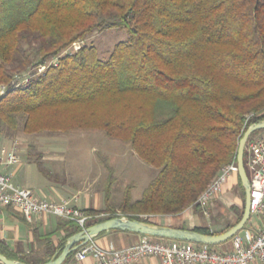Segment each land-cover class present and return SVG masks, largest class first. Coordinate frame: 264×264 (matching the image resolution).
<instances>
[{
	"label": "trees",
	"instance_id": "1",
	"mask_svg": "<svg viewBox=\"0 0 264 264\" xmlns=\"http://www.w3.org/2000/svg\"><path fill=\"white\" fill-rule=\"evenodd\" d=\"M112 27L129 35L104 60L91 43L66 51ZM2 84L0 129L21 121L25 133L99 131L156 168L139 199L125 188L115 206L108 202L115 167L98 154L104 207L84 211L151 222L199 208L196 198L221 166L236 161L243 131L264 119V0H0ZM58 228L66 233L57 254L81 226L61 219Z\"/></svg>",
	"mask_w": 264,
	"mask_h": 264
},
{
	"label": "rangeland",
	"instance_id": "2",
	"mask_svg": "<svg viewBox=\"0 0 264 264\" xmlns=\"http://www.w3.org/2000/svg\"><path fill=\"white\" fill-rule=\"evenodd\" d=\"M127 31L128 30L125 27H112L105 28L103 30H96V32L94 31L92 33H89L83 41L75 42L70 45V47H67L66 51H74L82 43H91L94 45V47H96L99 59L104 60L109 56L114 44L127 39L129 35V32ZM50 61L53 62L54 59ZM50 61L47 60L44 67L48 63H50ZM38 68L39 66L36 65L29 66L25 70V73L19 75L20 78L18 77V80L20 81L21 78H24L20 82H26V78L28 76L26 74H31L34 71H37L38 73L41 72ZM20 127L21 121L20 126H18L15 130L8 131V129H5L3 127H1L0 129L1 143L5 142L6 140L9 141L17 139L25 146L26 152L22 156V161L24 162L22 164H18L17 169L15 170V172H12L13 176H11L10 178L13 183L26 181L25 179L34 180L35 182V179H39L44 176V178L50 179L51 181L58 180V182H60L64 180L68 183H76L84 179L85 182H93L96 187L102 189V183L104 179L103 175H105L106 171L104 167L100 164L99 159L101 155L108 156L111 163H113L116 172V178L114 179L113 183L109 188V202L112 205L116 206L119 203V200L122 199L125 188L130 189L131 200H137L142 195L144 186H146L148 182L153 178V176H155L156 168L142 161V159L139 158V156L131 149L130 146L118 140L109 139L105 137L101 132L99 133V131H42L25 133L21 130ZM262 133H264V130L258 129L254 131L253 134L248 137V139L253 136L261 135ZM98 154H100V157ZM26 155L29 158L28 160L26 158ZM246 156L247 154L245 153L243 157L245 160V171L247 173V176L250 178L251 171L249 170L250 168L247 164ZM28 164L33 169H31V173L28 170ZM12 167L10 166L9 171L12 169ZM234 181L237 191V197L239 199L238 205H233L231 201H228L225 205L224 210L230 211L235 208V219L229 221L228 216H225L222 222V227L218 228L217 230H212L215 233H219L226 230L227 226L235 222L241 215L244 204V195L242 193V187L239 184L240 182L237 172L234 177ZM219 192L220 191H218L214 196L210 197L209 200L211 201V199L217 196ZM46 198L51 199L50 197H47V195ZM209 200H207L205 204H200L197 200L196 202L198 203L199 208L202 210L204 208H207ZM190 206L191 205H189L188 207ZM103 207L104 205L102 204L99 209H103ZM116 212L117 214H124L119 211ZM111 214L113 213L106 211L90 213L91 218L86 224L93 221L103 220L111 216ZM139 216L146 217L145 215ZM152 216L148 217L149 220L152 219ZM98 237L99 236L95 237L96 242L99 241ZM99 244L102 245L100 242ZM214 249L216 250L217 248Z\"/></svg>",
	"mask_w": 264,
	"mask_h": 264
},
{
	"label": "built area",
	"instance_id": "3",
	"mask_svg": "<svg viewBox=\"0 0 264 264\" xmlns=\"http://www.w3.org/2000/svg\"><path fill=\"white\" fill-rule=\"evenodd\" d=\"M39 71L44 65L39 66ZM0 85V94L5 91ZM247 164L251 171L249 210L250 216L261 217L262 225L256 230L246 231L240 236L236 233L231 237V248L215 250L207 244L182 241L177 239L150 238L144 236L138 242L116 248L103 247L93 240L79 245L74 251L76 260L93 258L92 264H131L147 256L157 257L155 264H251L253 261L264 264V133L253 136L244 143ZM12 148L0 154V166L18 160V154ZM237 163L232 160L224 164L216 177L197 198L205 204L210 197L221 190L231 173H236ZM10 176L0 169V208L12 207L19 211L24 219L31 220L34 214H52L62 219L75 221L84 228L91 218L88 212L71 204V198L45 199L38 198L28 187L14 184ZM90 215V216H89ZM123 215V214H118Z\"/></svg>",
	"mask_w": 264,
	"mask_h": 264
},
{
	"label": "crops",
	"instance_id": "4",
	"mask_svg": "<svg viewBox=\"0 0 264 264\" xmlns=\"http://www.w3.org/2000/svg\"><path fill=\"white\" fill-rule=\"evenodd\" d=\"M14 142V149L17 152L16 154H18V160L16 162L0 166L1 171L8 174L10 178L13 176L12 172H15L18 164H22L24 162L22 161V156L26 152L25 146L17 139L9 141L6 140L2 143L0 142V154L5 153L7 150L12 148ZM26 158L27 160L29 159L27 155ZM10 166L13 167L9 171ZM27 166H29V164ZM31 169L32 167L29 166L28 170L30 173ZM105 175H103L104 179L102 189L96 187L93 182H85L84 179L80 180V182L68 183L64 180L60 182H58V180L51 181L50 179L44 178V176L39 179H35V182L34 180L25 179L26 181L16 182L14 184L23 186V188H30L32 192L34 191V195L38 198L47 199L46 195L51 199L71 198V204L77 206L81 210L88 208L99 209L102 204L104 205L103 184L106 180ZM235 175L236 173H231L227 181L222 184L223 186L217 196L213 197L211 201L209 200L207 208L201 210L200 208H193V206H190L184 211H181V213L179 212L177 214L153 215L150 221L164 226L190 229H193L196 226H204L209 227L211 230H217L222 227V222L225 216H228L229 221L234 220L236 216V210H234L235 208L230 211L224 210L228 201H231V203L236 206L239 202L236 193V186L234 184ZM30 218L31 220L24 219V216L12 207L0 208V248H4L14 254L17 260L20 259L21 261L29 264H36L40 263V260L47 259V256L49 255L48 249H52L53 256L57 254L59 242L65 235L66 231L64 228H58L62 218L55 215L34 214ZM261 221V217L250 216L245 222V226L237 233L240 234V236H243L246 231L256 230V228L262 225ZM233 223H231V225ZM97 236H99V241L97 243L99 244L100 242L102 244L101 246H114L116 248L134 244L138 242L139 239L143 238V236L139 233L117 229L113 231H105ZM231 238L215 244L214 248H217V250H227L231 248ZM73 255L74 253L70 255L65 262L63 261V264H92L93 262V258L91 256H88L84 260H76ZM155 263H157V257L147 256L131 264ZM0 264L4 263L0 260ZM251 264L259 263L253 261Z\"/></svg>",
	"mask_w": 264,
	"mask_h": 264
},
{
	"label": "water",
	"instance_id": "5",
	"mask_svg": "<svg viewBox=\"0 0 264 264\" xmlns=\"http://www.w3.org/2000/svg\"><path fill=\"white\" fill-rule=\"evenodd\" d=\"M258 129H264V119L249 124L243 131L239 143L237 144V155L235 157L237 163L236 171L241 182L240 184H242L243 186L244 204L240 218L226 230L219 233H211L207 235L206 233H202L190 228L164 226L146 222L136 218H130L127 215H117L113 217H107L96 223L85 226L84 228H80L79 231L77 230V232L67 237L63 248L58 254L52 256V258L48 259L45 262L36 264H62L65 260V257H67V254L74 251L79 245L83 244L84 242L93 240L97 235L103 232V230L107 231L117 229L139 234L151 235L155 237L177 239L207 245L221 243L230 239L232 235L234 236L245 226V222L250 217V210L248 209L250 199V185L248 184L249 177L247 176V173L245 171L246 168L244 165V159L242 157H244V143H246L250 134ZM0 260L4 264H29L14 258H7L2 253H0Z\"/></svg>",
	"mask_w": 264,
	"mask_h": 264
}]
</instances>
